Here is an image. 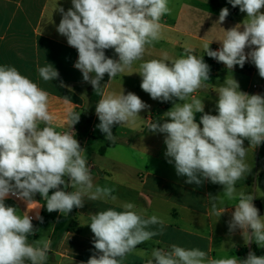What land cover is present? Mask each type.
<instances>
[{
	"label": "clouds",
	"instance_id": "9594fccd",
	"mask_svg": "<svg viewBox=\"0 0 264 264\" xmlns=\"http://www.w3.org/2000/svg\"><path fill=\"white\" fill-rule=\"evenodd\" d=\"M71 3L67 11L57 9L62 14L57 32L77 50L74 67L82 73L83 81L101 96L95 107L100 121L96 127L106 140L115 142L113 127L135 123L139 113L150 106L132 92L106 94L100 82L105 74L110 82L130 70L134 62L143 61L146 46L159 39L161 18L171 12L169 0ZM228 3L233 8L239 6L247 14L246 19L231 29L222 28L224 37L217 40L221 42L219 50L205 44L204 53L231 70L251 62L264 78V0ZM229 14L227 7L222 8L217 23L222 24ZM108 49H114L118 60L106 56ZM185 53L173 60L165 54L163 59L143 61L137 72H129L142 77L140 87L153 100L173 102V107L163 114L164 122L150 123L149 131L165 134V156L170 158L169 163L174 162L178 176L187 177L186 183L199 186L209 181L223 186V197L209 194L207 198L213 214L220 217L228 211L220 207L225 197L238 200L228 221L229 232L240 230L246 245L255 242L264 248V216L253 203L256 197L237 192L236 188L237 181L251 171L246 162L248 149L264 143V95L245 93L238 81L226 77L216 91L218 114L205 113L203 101L191 94L209 81L210 66L191 49H185ZM38 73L45 82L59 78L58 70L50 63L38 67ZM60 86H64L63 82ZM64 103L75 105L68 97H64ZM197 113L202 114L199 123ZM79 120L80 113L69 108L65 122L71 130L56 131L49 111V93L16 67L0 66V264H45L50 241L29 243L28 239L35 231L33 218L43 223L41 207L67 216L84 206L85 197L92 201L108 197L116 200L111 188L93 183L85 149L73 135V126ZM245 140L249 142L247 148ZM65 187L72 190L65 191ZM50 190H54L51 195ZM37 193L45 202L38 208L39 201L34 199ZM10 197L23 201L31 210L20 215L16 207L6 205ZM122 208L91 215L87 225L94 234L95 251L86 264H122L138 245L163 234L161 218H145L132 202L124 203ZM34 209L35 217L29 215ZM157 225L153 230L152 226ZM146 264H264V256L249 251L245 259L234 255L211 258L199 248L173 243L167 249L153 248Z\"/></svg>",
	"mask_w": 264,
	"mask_h": 264
},
{
	"label": "crops",
	"instance_id": "0c3cea01",
	"mask_svg": "<svg viewBox=\"0 0 264 264\" xmlns=\"http://www.w3.org/2000/svg\"><path fill=\"white\" fill-rule=\"evenodd\" d=\"M168 6L171 12L160 20L159 39L146 46L143 61L163 59L165 54L169 60L178 59L185 56V49H191L197 57L203 56L210 66V79L191 96L203 101L204 111L208 114H218L216 91L226 77L238 81L240 90L245 93L264 95V88L251 87L253 80L263 82L251 62H246L243 68L237 65L231 70L221 62L214 64L204 53L205 44H210V49L221 46L217 40L224 37V30L242 24L246 19L247 14L242 13L239 6L233 8L228 0H169ZM61 7L67 11L72 7L71 0H0V66L16 67L22 75L49 93V111L54 117L52 126L56 131L71 130L65 122L69 108L80 113L79 122L73 126V135L76 134L75 138L85 149L84 157L94 185L111 188L116 200L108 197L92 201L85 197L84 206L76 209L73 215L77 227L59 234H54L55 222L64 215L58 211L49 213L46 207H41L39 214L43 217V223L33 218L35 231L28 239L31 242L43 227L49 226L46 241H50V251L45 264H86L95 251L92 243L94 234L87 225L91 215L109 208L122 211V205L126 202L134 203L136 210L142 212L145 218L152 215L161 218L164 231L162 235L138 245L122 264H146L153 248L167 249L173 243L185 248H199L211 258L234 255L245 259L249 251L264 256V248L255 242L245 244L240 230L229 232L228 221L238 200L229 201L225 197L220 207H227L228 211L220 217L213 214L207 198L209 194L223 197V186L209 181L199 186L188 184L185 182L187 177L177 175L174 162H168L170 158L165 156V134L149 131V124L157 121L163 123V114L173 107V102L153 100L140 87L142 77L138 73L129 74L137 72L143 61L134 62L130 70L117 75L110 82L105 74L102 91L106 94L123 91L125 95L132 92L150 107L139 113L140 117L136 118L135 123L115 125L112 129L115 142L106 140L105 134L95 135V125L100 123L96 113L93 118L84 117L89 103L86 90L91 84L83 81L82 73L74 67L78 59L77 50L57 32L62 18L57 9ZM224 7L229 9L230 14L219 25V13ZM105 54L118 60L114 49L105 50ZM48 63L58 70L59 78L45 82L39 76L38 67ZM61 82L63 87L60 86ZM64 97L75 105L65 104ZM43 126L40 125L41 128ZM244 146L249 147L247 140ZM246 162L251 171L237 181V192L253 194L256 197L253 203L260 215L264 216V143L248 149ZM64 190L72 189L65 187ZM34 199L39 201L37 208L45 204L38 193ZM5 203L16 207L20 215L31 210L16 198L10 197ZM35 213L34 209L29 215L35 217ZM152 227L154 230L159 226Z\"/></svg>",
	"mask_w": 264,
	"mask_h": 264
},
{
	"label": "trees",
	"instance_id": "16d2710c",
	"mask_svg": "<svg viewBox=\"0 0 264 264\" xmlns=\"http://www.w3.org/2000/svg\"><path fill=\"white\" fill-rule=\"evenodd\" d=\"M100 83L103 90V86H104L103 80ZM86 91L89 98V103L87 109L85 110L84 117L90 114V118H93L95 115L96 104L98 103L101 96L95 93V90L93 89L92 86H90ZM201 115H202L201 113L196 114V121L199 122ZM75 212L76 209H73V211L69 215L58 217V219L55 222L54 234L73 231L77 227V221L73 217Z\"/></svg>",
	"mask_w": 264,
	"mask_h": 264
},
{
	"label": "rangeland",
	"instance_id": "374dc122",
	"mask_svg": "<svg viewBox=\"0 0 264 264\" xmlns=\"http://www.w3.org/2000/svg\"><path fill=\"white\" fill-rule=\"evenodd\" d=\"M87 117L89 118V117H90V114H89ZM97 125H98V124H97ZM97 125H95V129H96V131H95V135H97V136H104V133H102V132L96 127ZM48 231H49V226H48V227H43L41 233L38 234V237L35 238V239H33V240H31V242H29V243H33V242H35V241H37V240H39V241H46L47 238H48V236H47V232H48Z\"/></svg>",
	"mask_w": 264,
	"mask_h": 264
},
{
	"label": "built area",
	"instance_id": "2783aa9c",
	"mask_svg": "<svg viewBox=\"0 0 264 264\" xmlns=\"http://www.w3.org/2000/svg\"><path fill=\"white\" fill-rule=\"evenodd\" d=\"M221 46H214L211 48V50H219ZM210 58V57H209ZM211 61L214 63V64H219V62H217L215 59L213 58H210ZM251 87L254 88V89H263L264 88V78H263V82L260 83V82H256L255 80L251 81Z\"/></svg>",
	"mask_w": 264,
	"mask_h": 264
}]
</instances>
